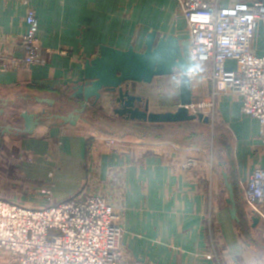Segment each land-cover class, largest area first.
Wrapping results in <instances>:
<instances>
[{
	"label": "crops",
	"instance_id": "1",
	"mask_svg": "<svg viewBox=\"0 0 264 264\" xmlns=\"http://www.w3.org/2000/svg\"><path fill=\"white\" fill-rule=\"evenodd\" d=\"M30 8L37 13L43 62L0 69V108L20 102L25 105L16 104L18 109L68 113L77 104L71 95L84 81L86 61L98 57L103 45L144 51L153 30L159 37L188 39L177 0H0V67L11 56L23 55ZM254 51L264 55V44L256 43ZM233 63L227 61V68L236 69ZM201 68L191 75L193 104L208 99L214 87L208 77L211 65ZM164 84L163 77H157L152 83L128 82L124 87L147 99L150 111L174 112L181 105L180 83ZM37 98L55 100V106L39 103ZM117 106L115 95L105 93L75 126L46 120L32 135L2 134L0 129V142H6L15 158L6 157L4 148L1 155L39 194L44 183L52 185L53 196L60 201L85 189L120 207L122 264H264V254L250 242L249 231L250 226L261 230L262 225L253 226L254 216L240 190L251 173L264 166V144L259 120L242 113L239 97L229 93L217 102L233 140L229 160L218 164L197 146L189 150L169 140L152 142L141 133L160 134L182 123L151 125L127 120L114 112ZM97 112L112 113L119 131L124 126L136 135L124 139L137 146L120 152L104 143L103 135H113L117 128L93 130L88 119ZM4 113L2 118H7L9 112ZM23 125L22 119L19 127ZM9 137L20 140L17 143ZM27 153L34 158H26ZM224 171L239 191L238 215L243 226L231 217ZM12 183L0 179V199L21 201L25 194L13 191L20 183ZM0 264L18 262L0 249Z\"/></svg>",
	"mask_w": 264,
	"mask_h": 264
},
{
	"label": "built area",
	"instance_id": "2",
	"mask_svg": "<svg viewBox=\"0 0 264 264\" xmlns=\"http://www.w3.org/2000/svg\"><path fill=\"white\" fill-rule=\"evenodd\" d=\"M177 1L186 21L191 56L201 67L211 65L208 77L217 95H237L242 113L259 120L264 144V55H257L252 45L264 23V0ZM25 22L23 55L11 56L0 69L43 62L34 9L28 10ZM229 60L235 61L236 69L227 68ZM169 77L180 82L179 72ZM200 108L205 109L206 103ZM241 190L249 213L264 223V166L251 173ZM41 196L44 206L40 207L0 199V249L18 264H122L120 207L90 193L61 201L50 190H42Z\"/></svg>",
	"mask_w": 264,
	"mask_h": 264
},
{
	"label": "water",
	"instance_id": "3",
	"mask_svg": "<svg viewBox=\"0 0 264 264\" xmlns=\"http://www.w3.org/2000/svg\"><path fill=\"white\" fill-rule=\"evenodd\" d=\"M201 69L200 64L191 56L189 40L181 41L174 35H162L153 30L146 38L144 51H137L134 47L119 50L103 45L100 55L86 61L84 81L74 87L71 99L73 110L68 113H42L23 111L20 117L24 121L23 127L11 124L0 125L2 134L32 135L36 128L46 120H53L57 125H77L89 106H96L105 93L115 95L117 108L114 112L127 120L139 121L151 125H165L201 121L209 123V117L203 113H192L193 104L191 75ZM180 73L181 105L172 112L150 111L149 101L134 95L124 85L128 82L152 83L157 77H166ZM42 104L54 105L55 100L37 98ZM0 113L3 110L0 109ZM223 178L229 193L228 203L230 214L237 222H241L234 184L229 174L224 171ZM253 226L260 222L259 217L253 218Z\"/></svg>",
	"mask_w": 264,
	"mask_h": 264
},
{
	"label": "rangeland",
	"instance_id": "4",
	"mask_svg": "<svg viewBox=\"0 0 264 264\" xmlns=\"http://www.w3.org/2000/svg\"><path fill=\"white\" fill-rule=\"evenodd\" d=\"M261 27H263L261 29ZM261 27L257 30V35L255 37V39L253 40V48L256 47V43L259 44H264V24L261 23ZM7 62H3V64H6ZM232 67H235L236 64L233 63L231 64ZM202 70V68H201ZM205 72V71H204ZM210 79V78H209ZM163 82H165L164 86H171L172 83H175L171 80V78L169 76L163 77ZM213 83V81H212ZM214 87H213V91L211 96L208 99H205L204 101H199L195 104H193L192 108L190 107V110L192 113H203L205 116L209 117V123H204L201 121H193V122H187V123H182V124H178V126H174V128H169L168 130H166L164 133L163 131L160 134H154V133H147L143 130H141L142 135L145 133L144 138L148 139L149 141L152 142H158V141H163V140H169L170 142H175L177 143L179 146H181L182 148H188L189 150L193 149V146H197L198 148L201 149V152L204 151V155L205 157H207L208 160H212V163H220V162H225L226 160H229V153H230V145L232 143V136L230 133V130L227 128V125L224 123L221 115H220V111L219 108L217 107V102L219 100V98L222 95H226L229 94L230 92H220V94H216L215 90V84L213 83ZM20 102H15L14 105H12V109L10 108V105L4 107H1L0 109L3 110V113L5 110H7L9 112V116H6L7 118H2L3 116H1L3 113H0V121L2 124L0 125H8L7 123L13 125V126H17L19 127L20 125H22V118L20 117V112H22L23 110H25L24 107H21V109H18L16 104H18ZM201 103H206V108L205 109H201L199 110V106ZM23 105H25V103H20ZM16 106V107H15ZM55 106V105H53ZM57 107V106H56ZM55 107V108H56ZM217 107V108H216ZM29 108V106H28ZM55 108H53L52 110H54ZM14 110V111H13ZM51 110V112H52ZM59 113V112H58ZM5 115V113H4ZM114 115L111 113V116H106V115H102V113L97 112V114L93 115V116H89L90 118L88 119L89 122H91V126L93 130H104L107 132H110L108 130L105 129H114L117 128V133L113 132V135H103V139H104V143H107L109 145H111V147L114 148V150L116 151H120L123 152L124 150H128L132 145L133 146H137L135 144L130 143V141H128L127 139L124 138H133V136H136L135 134H131V130H129V128H125L120 127L122 129H120V131L118 130V127H115L113 121L111 120V117H113ZM53 121V120H51ZM53 123H56L55 121H53ZM112 132V131H111ZM120 132V133H119ZM117 134V135H115ZM102 136V135H100ZM126 136V137H123ZM7 137V136H5ZM1 138V137H0ZM7 140H11V141H15L18 143V141L20 140V138H16V137H9L7 138ZM3 148L6 149V151L3 153ZM2 149V151H0V168L3 167L5 168L4 170H0V176L5 177V179L8 180L9 183L13 184L12 182L14 181H18L20 184L18 187H14L15 192H23L24 198L21 201H16L21 205H25V206H29V207H40V206H44V198L39 194V190L36 191L34 189H32V185L33 183H31V181H29V179H26V176L23 177L22 175V179L19 177V173H18V169L16 168V166H13L9 163V159L4 160L3 156L1 155V153L5 154L6 157L9 158H15V152L11 151L8 149V145L6 146V142L1 140L0 142V150ZM30 153L26 154V158L30 159ZM17 158V157H16ZM34 158V157H32ZM20 159V157H19ZM201 160V159H200ZM5 161V162H4ZM189 161H191V158H189ZM194 162L196 161V159L194 158L193 160ZM199 161V160H198ZM2 164L4 166H2ZM225 166L227 167V163L225 164ZM0 177V179L2 178ZM30 186V188L28 186ZM44 185V187H42ZM43 185H39L40 187H42V190H50V192L53 195V187L52 185H48L46 183H44ZM4 189V188H2ZM40 189V188H39ZM241 190V187H240ZM80 193H89L87 192L85 189L79 191L78 193L74 194V195H79ZM28 195V196H27ZM73 195V196H74ZM94 195V194H93ZM100 196V195H99ZM241 196L243 199V192L241 190ZM54 197V196H53ZM72 197V196H71ZM35 198V200L33 199ZM1 199H5V200H10L12 202H15V200L12 199H7V198H1ZM106 199V198H105ZM31 200H34L35 202H30ZM244 201V199H243ZM28 204V205H27ZM246 205V204H245ZM247 206V205H246ZM248 208V207H247ZM249 210V209H248ZM261 225H262V229L261 230H256L255 228H252V226L249 227V231H251V237H250V242H252L258 251H261L264 254V223L260 220ZM259 222V223H260ZM251 229V230H250Z\"/></svg>",
	"mask_w": 264,
	"mask_h": 264
},
{
	"label": "trees",
	"instance_id": "5",
	"mask_svg": "<svg viewBox=\"0 0 264 264\" xmlns=\"http://www.w3.org/2000/svg\"><path fill=\"white\" fill-rule=\"evenodd\" d=\"M235 192H236V199H237V205H238L240 196H239V191L237 190L236 187H235ZM239 224H240V226L244 225L242 219H241V222Z\"/></svg>",
	"mask_w": 264,
	"mask_h": 264
}]
</instances>
